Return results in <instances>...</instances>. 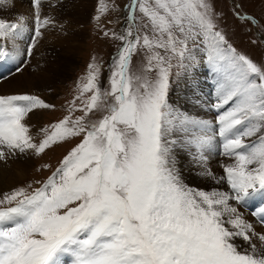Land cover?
I'll return each instance as SVG.
<instances>
[{
    "label": "snow or ice",
    "instance_id": "1",
    "mask_svg": "<svg viewBox=\"0 0 264 264\" xmlns=\"http://www.w3.org/2000/svg\"><path fill=\"white\" fill-rule=\"evenodd\" d=\"M41 5L31 0L33 35L23 52H9L6 42L14 44L28 31L26 17L0 19V61L33 55L41 29L52 23L42 18ZM127 8L123 31L103 33L121 42L109 88L99 85V65L89 64L69 115L41 128L39 141L25 119L54 105L33 94L0 95V161L39 156L81 138L40 187L0 197V264H64L66 257L71 264H264V233L231 203L264 197V65L228 43L209 0H130ZM107 10L102 5L100 11ZM137 12L145 20L143 32ZM199 43L218 74L215 125L168 102L172 59L186 67ZM141 51L144 71L156 73L153 80L131 71ZM76 111L82 115L73 118ZM176 131L190 132L184 142L196 147L200 174L212 179L204 150L219 138L220 155L233 162L221 164L218 179L230 191L194 189L182 181L173 159ZM252 215L264 225V206Z\"/></svg>",
    "mask_w": 264,
    "mask_h": 264
},
{
    "label": "rangeland",
    "instance_id": "2",
    "mask_svg": "<svg viewBox=\"0 0 264 264\" xmlns=\"http://www.w3.org/2000/svg\"><path fill=\"white\" fill-rule=\"evenodd\" d=\"M125 2L126 0H42L41 16L42 18H50L52 23L46 26V30L44 27L41 39L39 38L38 41L41 40L44 43V37L46 40L52 37L55 38L47 49L40 51L41 53L46 52L43 55H46L45 64H48L47 68L55 67L52 85L41 88L39 80H35L26 74L29 69L28 61L30 60H27L26 56H19L21 57L20 59L17 56L7 58L9 61L16 62L14 65L9 62L10 67L13 65L12 68L7 71L5 69L0 74V95L33 94L39 96L46 103L54 105L50 109L35 111L39 112V116L33 122L30 120V115L26 117L25 123L29 126L30 134L34 140L39 141L42 138L41 128L48 127L69 115L70 104L79 95L78 86L86 82L89 64L95 63L99 65V85L102 89L109 88L113 58L116 56L121 42L111 37H105L103 33L109 30L120 33L121 7ZM209 3L215 13L217 30L225 35L228 43L238 53L247 56L258 66L264 65V42L258 37V34L264 36V0H209ZM104 4L108 5V10L101 12L100 9ZM236 5H239V7H236ZM30 8L31 0H4V2L0 3V19L8 22H19L20 16L26 17L25 23L28 31L22 33L14 44L12 41L6 42L9 52H14L16 49L23 52L26 49L33 29L29 28L30 24H33L32 20H30V12L28 13ZM237 12L240 13V16L236 15ZM246 14L252 16L254 20L243 19ZM144 23L145 20L141 19L140 14L137 12L136 24L141 28L142 32L144 31ZM57 39L64 42L63 45L65 47L61 51L58 46H55ZM68 47L71 48V51L67 50ZM189 47H193L191 43ZM158 51L166 57L170 55L163 50ZM193 55L195 56V61L191 63L186 61V67L178 66L177 59H172L173 66L169 77L168 102L178 112L181 109L194 106L190 107L187 115L203 120V117L207 114L203 93L207 92L208 98L210 97L209 99L213 103L216 102V99H214L216 92L214 93L213 88L217 87L218 74L213 66L208 63L207 52L204 50L203 43L198 44V47L193 50ZM34 59L37 65V58ZM29 62L32 64V61ZM49 64H52V66ZM145 64V53L141 51L134 56L131 71L142 78L155 79V72L144 71ZM17 66L22 71L17 72ZM57 67L60 69L61 75L55 72ZM29 73L33 74L34 72L29 71ZM23 75L27 76L28 82L32 81L35 90L29 88L27 84L17 87L13 86L18 76ZM87 95H90V93ZM172 99H177L178 101L172 103ZM199 101L200 105L198 107L196 103ZM76 103L80 105L81 102L77 100ZM79 115H82V113L76 111L73 114V118ZM101 115L102 113L98 112L92 116V119H98ZM211 115L213 116V114ZM188 135H190V132L176 131L173 133L172 139L176 141L179 139L182 146L180 150H173V155L175 156L173 159L176 164L179 163L183 168V173L178 172L182 181L189 187L202 190L201 170L193 169L190 161L197 153L195 150H191L190 154L187 155L185 151L186 143L184 140ZM80 139V137L69 138L65 142L53 145L39 156L30 152L15 156L17 163L20 164V166L15 167V170L24 165L27 168L23 175L8 188L3 189L6 186L0 182V197L4 193H9L17 188L24 187L27 189L29 185L32 188L40 187L59 167L60 162L71 148L80 142ZM216 141L219 147L220 141L217 138ZM4 168L7 170V166ZM193 175L196 177L195 179H193ZM190 178L196 183L191 184ZM228 191H230L229 188ZM243 213L248 214L245 210ZM241 244L243 243L240 241L237 243V245ZM65 261L69 262L70 260Z\"/></svg>",
    "mask_w": 264,
    "mask_h": 264
},
{
    "label": "bare ground",
    "instance_id": "3",
    "mask_svg": "<svg viewBox=\"0 0 264 264\" xmlns=\"http://www.w3.org/2000/svg\"><path fill=\"white\" fill-rule=\"evenodd\" d=\"M32 8H30L28 10V13L30 12V20H32ZM33 22V21H32ZM28 25V24H27ZM34 25L31 23L30 24V27L29 28H33ZM47 27H45V30H46ZM44 28L41 29V31L43 30ZM49 31V30H48ZM33 35V32L30 34L29 36V40H28V43L30 42L31 40V36ZM41 39V37H39ZM38 38V39H39ZM44 39V43L39 40L37 42V45L35 46V48L33 49V55L28 58L30 59L29 61H32V64H30V62L28 61V64H29V69L27 71V75L31 76L33 79L35 80H39L40 83H41V88H45L47 86H51L52 85V82H53V71L55 70V67H48V64L46 63L45 64V60H47L45 58V56L43 54H45L44 52L41 53L40 51L44 50V49H47L49 45H51L52 42H54L55 38L52 37L50 39H45V37L43 38ZM28 43H27V46H28ZM46 44V45H45ZM64 42L63 41H60L59 39H57L56 41V45L55 46H58L59 47V50L61 51V49L63 47H65L64 45ZM26 46V48H27ZM51 48V46H50ZM58 50V51H59ZM67 50H70L71 51V48L68 47ZM50 54V53H49ZM54 56V55H53ZM19 57V56H17ZM25 57V56H23ZM21 57H19L20 59ZM33 58V59H32ZM34 58H37V65L35 64V59ZM51 60V59H50ZM59 60V59H58ZM35 65H34V64ZM21 64V62H20ZM50 65V64H49ZM56 65V64H55ZM52 66V64L50 65ZM45 67V68H44ZM5 70V69H3ZM8 69H6L7 71ZM30 72H34L33 74L32 73H29ZM56 73H59L61 75V71L60 69L57 67V70L55 71ZM57 77V76H56ZM60 78V77H59ZM57 82V81H56ZM22 84H27L29 86V88L31 89H34V85L32 83V81L28 82L27 81V76L23 75V76H18L16 82L13 83V86L14 87H17V86H20ZM217 86V85H216ZM216 88H213L214 89V93L216 92ZM35 90V89H34ZM207 95V96H206ZM203 96H205V101H206V107H207V114L203 117V120L204 121H209L211 122L213 125H215L214 123V119L216 118L217 114L213 113V107L212 105L214 104L209 98H208V94L207 92H204L203 93ZM214 99H216V95L214 97ZM178 100L177 99H172V103H176ZM211 101V102H210ZM216 101V100H215ZM213 103V104H212ZM196 104H198V107L200 105V101L197 102ZM190 107H194V106H190ZM190 107H187L185 109H181L179 113H185V114H188L189 111H190ZM209 109V111H208ZM39 112H33V113H30V120L31 122L35 121L36 117H38ZM210 114H213V116L211 117ZM214 118V119H213ZM27 120V119H26ZM25 120V121H26ZM30 122V121H29ZM28 122V123H29ZM180 137V136H179ZM181 138V137H180ZM254 139V138H252ZM177 143L174 145V148L173 150H180L181 149V144H180V140L177 139ZM219 149L221 151V148H220V144H219V147H218V144H217V141H216V137L213 139V142H212V147L210 149H206L204 150V155H206L208 157V160H207V168L213 173V175L217 178V179H212L211 177H206V176H202V190L204 191H212V190H220V191H228V185H227V182L226 180L224 181H219V177L220 176H223L224 175V172H223V168L221 167V164H228V163H232L233 161L230 160L229 158H226V157H223L220 155V152H219ZM191 150H195L197 155H195L194 157L198 156L199 153L197 152V149L195 146H192V145H188L186 144L185 145V151H186V154L189 155ZM194 157L190 160L191 161V164H192V168L195 169V170H201V172L203 171L201 165L198 163V161L196 159H194ZM173 158H175V156L173 155ZM176 164V163H175ZM5 166H7V170L4 168ZM17 166H20V164L17 163L16 161V158L15 157H9L6 161L2 162L0 161V182L2 185L6 186L5 188L3 189H6L8 188L9 186H11L12 184L15 183V181L17 179H19V177L21 175H23V173L25 172V169L27 167H25V165L23 167H19L15 170V167ZM176 169L179 173H183V168L182 166L177 163L176 164ZM194 173V172H192ZM223 173V174H222ZM195 174V173H194ZM193 179H195L196 177L193 175L192 176ZM192 178H190V183L193 184V183H196ZM0 189H1V186H0ZM255 200H258V203H259V207L263 206L264 205V197H260V196H257L254 198ZM233 204V206H236L238 207L239 211L243 214V217L251 222L254 227H255V230L257 232H261V233H264V227L262 225H258L256 222H255V219L256 221L258 220L257 217H254L252 215V212L248 209V204L245 206V205H236L234 201L231 202ZM258 207V208H259ZM248 213V214H244L243 212ZM242 242L241 240H237L236 243L238 242ZM239 246H242V248L246 247L247 248V245L246 244H241ZM69 258H64V260H68ZM70 260V259H69ZM66 264H71V261L67 262Z\"/></svg>",
    "mask_w": 264,
    "mask_h": 264
}]
</instances>
